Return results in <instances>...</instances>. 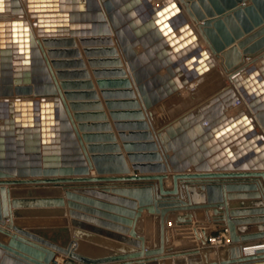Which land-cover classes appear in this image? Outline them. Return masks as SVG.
Instances as JSON below:
<instances>
[{
  "label": "water",
  "instance_id": "obj_1",
  "mask_svg": "<svg viewBox=\"0 0 264 264\" xmlns=\"http://www.w3.org/2000/svg\"><path fill=\"white\" fill-rule=\"evenodd\" d=\"M71 1L76 0H0V129L7 132V151L11 143L18 158L11 164L0 159V264H59L56 252L68 256L62 264H264V247L245 250L264 244V0H160L158 5L135 0L151 17L150 35L132 34L126 24L122 6L133 0H83L80 10L65 5ZM59 17L61 30L72 34H51L60 28ZM76 37L97 76H116L99 80V85L123 88L102 94L112 116L120 120L117 128L134 130L120 136L129 161L141 174L124 175L129 168L116 144L91 143L113 142V135H80L78 129L85 132L90 126L75 124L73 117L90 115H72L59 98L56 76L75 73L53 72L51 64L68 63L48 58L63 53L77 58L72 49ZM138 45L142 52H136ZM155 45H166L172 56L145 67L142 59ZM58 46L69 49H49ZM217 60L223 69L221 87L170 119L156 115L154 107L169 108L177 99L196 97L202 81L219 70ZM196 80L199 85L189 89ZM78 85L92 87L89 81L61 82L63 88ZM66 96L98 98L94 91ZM88 105L101 106L71 102L70 108ZM94 127L109 129L106 123ZM108 162L116 163L114 171H107ZM92 163L97 176L87 175ZM168 171L170 189L163 184ZM76 183L131 184L105 187L95 191L96 196L66 189L76 219L71 232L68 221L60 220L55 231L64 237L56 241L31 224L34 211L25 208L53 202L62 207V187ZM39 188L52 195H40ZM34 194L42 197L28 201ZM53 213L64 216L65 210ZM84 213L114 230L106 232L111 236L86 229L78 218L86 217ZM171 214L176 225L184 226L181 239L191 235L196 244L173 245L167 228ZM203 222L228 229L230 243L212 246L209 237L214 232ZM2 234L10 240L2 241ZM253 240L259 241L249 243Z\"/></svg>",
  "mask_w": 264,
  "mask_h": 264
},
{
  "label": "crops",
  "instance_id": "obj_2",
  "mask_svg": "<svg viewBox=\"0 0 264 264\" xmlns=\"http://www.w3.org/2000/svg\"><path fill=\"white\" fill-rule=\"evenodd\" d=\"M160 2V0H153L152 3L154 5H158V3ZM68 7H70V9H83L85 2L83 0H76V1H71L68 2L67 4ZM122 14L124 17L127 18V22L126 24L130 27V31L132 32V34L135 35H150L151 34V29L154 27L152 25V20L151 17L148 15L147 11L144 9L143 4L140 2H135V0H133L132 2H129L128 4L122 6ZM63 17H59L56 19V24L58 25V27H60L58 30H56V32H52L51 34L54 36H61V35H68V34H72L73 32L62 29L61 30V23L59 22L60 19ZM65 19V18H64ZM62 19V20H64ZM35 19H32V22L35 23ZM190 23H192V21L190 20ZM34 32L37 31V26H34ZM70 30V29H69ZM77 33V32H76ZM176 33L178 34L179 31L177 30ZM202 42V46L205 47L206 45L204 44L203 41ZM45 51L48 50V48L44 47ZM49 49H53V51H66L69 48L63 47V46H58L57 48H49ZM74 50L77 51V58H73L76 56H71L70 54H57V56L55 58H51L49 57V61H56V62H62V63H68V64H61V65H53L52 66V70L53 72H74V75H70V76H56L55 78V82L57 81V83H59V87H60V95L59 98L61 99V101L65 104L68 105L69 108L68 110L70 111V113L72 115H74L75 113H79V114H85V115H90L88 117H85L81 120H77L76 118L73 117L75 124H79V123H85L86 125L90 126V128L84 130L85 132L79 130V134L83 135L84 133H90V134H98V133H107V134H111L114 136L113 138V142H110L112 140H108V139H102L101 142H91L92 144H116L120 151L124 154L125 159H126V163L128 165L129 168V172L127 174L124 175H134V174H141L138 170L134 169L132 166V163L129 161L127 154L128 152L126 151L125 147H124V141L121 138V132L125 133V134H129L131 133V131H134L132 129H124V130H120L117 128L116 123L118 121H120L119 119L115 118L112 116V109H110L108 107V105L106 104V98L103 96L102 91L105 89H113V90H120L123 88H119V87H112V88H105V87H101L98 83L99 80L101 79H116V76H106L107 78H101L100 76H97L94 71L96 68H94L91 64H90V57L87 56L86 52H85V48L84 46H82V44L79 41V38L76 37V45L74 48H72ZM136 52H142L143 48L141 47V45L136 46ZM172 56V52L169 50V48L166 45H155L150 49L149 53H146L144 55V58L142 59V63L145 67L148 66H152L155 61L161 60V59H168ZM101 57V56H100ZM74 61H81L82 64H69L70 62H74ZM219 67V66H218ZM220 69V68H219ZM82 71H86L87 75H83L80 74V72ZM166 71L165 69H162L160 71V73L164 74ZM62 81H74V82H84V81H89L92 83V87L91 90L87 89L88 87H85L84 85H78V86H74L73 88H63L61 86V82ZM199 80H196L195 82L198 84ZM228 82V81H227ZM199 85V84H198ZM223 85V78L219 76L218 72H215L213 75H209L208 79H206L205 81H202L201 86L199 88H197V96L194 98H190L189 97V93H185V90L182 91L183 95L186 97H189L187 102H184L180 99L175 100V102L173 103L172 107H167L166 104L162 106H157L154 107L153 110L156 113V115L161 116V115H165V118L170 119L171 117H173L176 113L181 112L186 110L189 107H192L193 105H195L198 101L202 100L205 96L209 95L213 90L221 87ZM69 89V90H68ZM85 91H94L97 93L98 98L97 100H93L92 97L89 96H78L75 98H70L68 99V97L66 96L67 92H75V93H83ZM118 100V98H117ZM120 100V99H119ZM71 102H76V103H80V104H86V103H100L101 106L100 108L97 106H84V107H80L76 110H72L70 108V103ZM244 107V106H243ZM236 110L231 109L229 112L233 113ZM102 113L104 114V117H99L97 116V114ZM103 118V119H102ZM129 121V120H128ZM102 123H106L109 125V129L108 130H104L103 128H99V127H94L95 125H100ZM1 124H3V121H1ZM155 124V121H154ZM4 134L6 135L7 132L4 131V129H0V159L5 161L6 164H11L10 162H16L18 160L17 158V150L15 148H13L14 145H12L11 143H8V145L10 146L8 148L7 151V144L6 142L3 140ZM85 146L87 145L86 142H84ZM10 151V154L7 155V152ZM88 151V150H87ZM88 155L91 156V153L88 151ZM62 160V159H61ZM116 163L113 162H108L106 163V169L107 171H114L115 170V165ZM166 166L168 167V165L166 164ZM88 176H97L98 173L96 171V167L92 164H90L89 166V173L87 174ZM108 175H113V174H108ZM114 175H121V174H114ZM167 175L164 180H163V184L164 187L166 189H170L173 186V180H172V173L171 172H167ZM14 178H17V176H13ZM13 177H10L12 179H14ZM10 178H2V179H10ZM131 183H100V184H92L93 186H91L90 184H71V185H66L62 187L63 190V199H64V205L62 207H55L53 204H55V202L53 203H47V205L51 204V206H38V207H27L25 209H27V211L31 210L34 211L31 213L32 216L29 217H34L32 219H30L32 222L31 224H38L37 228L42 229L45 232V234L47 236H49L51 239H56V241H61L64 237V234L62 232H58L55 231L57 229H59L61 226V222L60 220L62 219H66L68 221V229H70L69 232H71L72 228H73V218L70 214L71 208L68 206V199L65 196V191L66 189H72V190H76L78 192L81 193H85V194H89L91 196H96L95 191H102L103 188L105 187H116V186H125ZM46 188H39L40 192L39 194L42 196L45 195H52V194H46L44 193V190ZM103 194L105 195H113L110 191H103ZM38 194H34L33 196L30 197H26L28 199V201H30V199H38L42 196H40ZM236 195H241L240 193H237ZM110 196V197H111ZM23 198V199H26ZM106 200H110V198L108 197H103ZM41 205V204H39ZM58 209H64L65 210V215L64 216H56L53 212L58 211ZM220 209H224V206L221 207ZM178 214H183L184 211H178ZM148 214L147 209H144L142 211V216H146ZM84 215H87L86 217H78L79 219H81L84 223V227L86 229L89 230H94V229H100L98 230V234L101 237H107V236H111L110 234L106 233V232H112L114 230L109 229V228H105L102 226H99L98 224H96V222H94V220L87 218L89 216V214L84 213ZM210 215H212V210H210ZM92 217V216H90ZM196 222H198L195 218H194V225L196 224ZM7 223H9V219L7 220ZM203 226H206L207 228L211 229V231H213L214 233L212 235H210L209 238L218 235V234H222V233H228V239L229 242H227L226 244L230 243V238H229V232L228 229H217L216 228V224L214 222H203L202 223ZM6 225L2 226V227H6ZM29 225H25L24 227H22L23 229L28 228ZM21 227V226H20ZM182 227L184 226H178L175 223V214H171V216L169 217V221L167 223V228H170L169 234H170V240L172 239L173 241V245L175 246H180V241L183 242V239L186 238H193L191 235H184L181 239L180 236V230L183 229ZM190 228H192V226H190ZM172 229V230H171ZM12 233H16V231L14 230V228H10L9 229ZM41 234V233H40ZM3 236L1 237L2 241H8V239L10 240L9 236L4 237V234H2ZM42 236H45L44 234H41ZM188 236V237H187ZM176 238H179V240L176 241ZM192 243L196 244V242L198 240H191ZM254 242H249V243H256L259 240H253ZM264 241V238L261 240ZM186 242V241H184ZM194 244H189V247H191ZM224 244V245H226ZM213 256V254H211ZM210 255V256H211ZM211 256V258H213ZM62 258L67 259L68 256L60 253V252H56L55 255V259H57L58 262L62 261ZM79 264H83L81 262H79Z\"/></svg>",
  "mask_w": 264,
  "mask_h": 264
},
{
  "label": "bare ground",
  "instance_id": "obj_3",
  "mask_svg": "<svg viewBox=\"0 0 264 264\" xmlns=\"http://www.w3.org/2000/svg\"><path fill=\"white\" fill-rule=\"evenodd\" d=\"M201 41H203L204 42V44L206 45V43H205V41L204 40H202L201 38H200V43H201V45H202V42ZM217 63H218V66H219V70L218 71H216V72H218L219 73V71H222L223 72V69H222V67L220 66V60H217ZM197 86V83L196 82H193L192 84H190L189 85V89L190 88H195ZM185 90V93H187V90L186 89H183L182 91H184ZM237 108V106L235 107V108H233L234 110ZM213 239V245L212 246H216V241L214 240V237L212 238ZM180 241V240H179ZM181 242V241H180ZM181 245V244H180ZM257 247H264V244L263 245H259V246H249V247H246L245 248V250L247 251V252H253ZM212 256V255H211ZM213 257V256H212Z\"/></svg>",
  "mask_w": 264,
  "mask_h": 264
},
{
  "label": "built area",
  "instance_id": "obj_4",
  "mask_svg": "<svg viewBox=\"0 0 264 264\" xmlns=\"http://www.w3.org/2000/svg\"><path fill=\"white\" fill-rule=\"evenodd\" d=\"M213 237H214V240L216 241V246L215 247L222 246V245L226 244L227 242H229L228 233L218 234V235H215ZM213 237L210 238L211 245L214 244L213 243V239H212Z\"/></svg>",
  "mask_w": 264,
  "mask_h": 264
},
{
  "label": "rangeland",
  "instance_id": "obj_5",
  "mask_svg": "<svg viewBox=\"0 0 264 264\" xmlns=\"http://www.w3.org/2000/svg\"><path fill=\"white\" fill-rule=\"evenodd\" d=\"M187 237H188V236H187ZM184 241H186V242H184ZM190 243H192L190 238H189V239H188V238L183 239V242H182V241L180 242L181 245H184V244H190ZM65 260H66V259H65ZM65 260H64V258H62V261H61V262H58V263H59V264H62Z\"/></svg>",
  "mask_w": 264,
  "mask_h": 264
}]
</instances>
